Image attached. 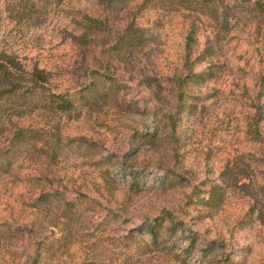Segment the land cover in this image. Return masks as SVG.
Here are the masks:
<instances>
[{"label": "rangeland", "instance_id": "obj_1", "mask_svg": "<svg viewBox=\"0 0 264 264\" xmlns=\"http://www.w3.org/2000/svg\"><path fill=\"white\" fill-rule=\"evenodd\" d=\"M0 264H264V0H0Z\"/></svg>", "mask_w": 264, "mask_h": 264}, {"label": "trees", "instance_id": "obj_2", "mask_svg": "<svg viewBox=\"0 0 264 264\" xmlns=\"http://www.w3.org/2000/svg\"><path fill=\"white\" fill-rule=\"evenodd\" d=\"M36 77H37V79H40L41 81H45V77H44L43 71L38 72Z\"/></svg>", "mask_w": 264, "mask_h": 264}]
</instances>
